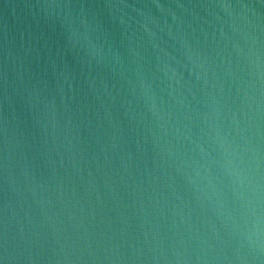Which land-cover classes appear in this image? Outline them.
<instances>
[{
  "label": "water",
  "instance_id": "water-1",
  "mask_svg": "<svg viewBox=\"0 0 264 264\" xmlns=\"http://www.w3.org/2000/svg\"><path fill=\"white\" fill-rule=\"evenodd\" d=\"M0 264H264V0H0Z\"/></svg>",
  "mask_w": 264,
  "mask_h": 264
}]
</instances>
